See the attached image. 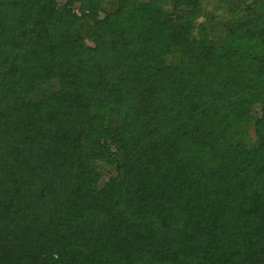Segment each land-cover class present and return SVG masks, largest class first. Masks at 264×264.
I'll return each mask as SVG.
<instances>
[{
	"label": "trees",
	"instance_id": "obj_1",
	"mask_svg": "<svg viewBox=\"0 0 264 264\" xmlns=\"http://www.w3.org/2000/svg\"><path fill=\"white\" fill-rule=\"evenodd\" d=\"M172 3L0 0V264H264V0Z\"/></svg>",
	"mask_w": 264,
	"mask_h": 264
},
{
	"label": "rangeland",
	"instance_id": "obj_2",
	"mask_svg": "<svg viewBox=\"0 0 264 264\" xmlns=\"http://www.w3.org/2000/svg\"><path fill=\"white\" fill-rule=\"evenodd\" d=\"M130 3L152 2L165 14L172 11V0H127ZM253 0H200L201 5L193 12H183L177 16L178 21L187 23L191 27V34L196 38L201 37L203 31L209 37L224 35L227 30L233 29L239 22L246 20L252 16L255 9L252 8ZM61 2H58L60 5ZM105 7V6H104ZM77 8V4L73 5ZM115 4L111 3L106 6L107 11H112ZM99 17L104 16L99 12ZM247 17V18H246ZM246 18V19H245ZM48 91L57 90L55 81L47 84ZM96 171L99 173L100 186L108 177L114 175L113 168L101 163H94Z\"/></svg>",
	"mask_w": 264,
	"mask_h": 264
}]
</instances>
